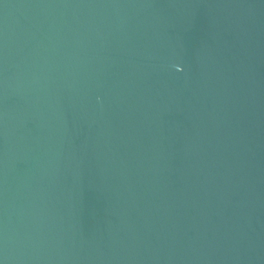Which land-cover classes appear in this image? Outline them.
Listing matches in <instances>:
<instances>
[{
    "label": "water",
    "instance_id": "1",
    "mask_svg": "<svg viewBox=\"0 0 264 264\" xmlns=\"http://www.w3.org/2000/svg\"><path fill=\"white\" fill-rule=\"evenodd\" d=\"M0 264H264V0H0Z\"/></svg>",
    "mask_w": 264,
    "mask_h": 264
}]
</instances>
